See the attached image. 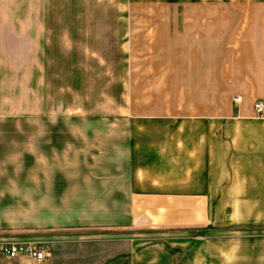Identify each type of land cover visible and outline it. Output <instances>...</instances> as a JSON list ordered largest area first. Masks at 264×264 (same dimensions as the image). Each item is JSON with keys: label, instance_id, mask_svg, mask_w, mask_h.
I'll return each mask as SVG.
<instances>
[{"label": "crops", "instance_id": "obj_1", "mask_svg": "<svg viewBox=\"0 0 264 264\" xmlns=\"http://www.w3.org/2000/svg\"><path fill=\"white\" fill-rule=\"evenodd\" d=\"M99 43L140 45L125 90L187 92V114L174 103L180 114L156 117L178 125L156 146L110 133L107 178L70 179L68 134L42 130L54 118L52 45ZM258 102L264 0H0V125L35 129L0 128V204L110 205L108 215H0V240L50 245L57 229L108 230L127 237V264H264ZM144 147L155 167L133 159Z\"/></svg>", "mask_w": 264, "mask_h": 264}, {"label": "rangeland", "instance_id": "obj_2", "mask_svg": "<svg viewBox=\"0 0 264 264\" xmlns=\"http://www.w3.org/2000/svg\"><path fill=\"white\" fill-rule=\"evenodd\" d=\"M112 14L106 13L103 18H112ZM115 14L117 17L123 15ZM147 47L144 46L143 53L148 52ZM141 52L140 45L125 43L52 45L54 118L52 123L42 125V130L68 134V140L63 142L69 143L70 179L84 175L86 181L91 180L97 172L107 178L110 156L115 153L110 150V133H116L118 138L125 137L126 132L145 133L135 136L143 138L136 141L156 146L157 138L162 137L158 133H169L171 137V133L178 130V125L160 122L156 117L180 114L174 113V103L180 104L182 115L187 114V92L125 90L126 80L135 78L131 76L132 71H140L134 65L142 62ZM0 128L13 132L35 130L30 123H6ZM119 150L118 155L123 154ZM156 158L153 147L133 153V159L147 167H155ZM117 164L119 166V161ZM94 169H98L97 172H93ZM101 183L107 184V179H101ZM109 206L108 203H12L0 204V215H96L97 212L108 215ZM117 209H124V205H117ZM54 218L48 222H60ZM13 222L29 225L43 221ZM50 237L52 244H47L51 250L47 264H127V237L122 233L57 229ZM18 260H12L13 263L0 261V264H40L25 258Z\"/></svg>", "mask_w": 264, "mask_h": 264}, {"label": "built area", "instance_id": "obj_3", "mask_svg": "<svg viewBox=\"0 0 264 264\" xmlns=\"http://www.w3.org/2000/svg\"><path fill=\"white\" fill-rule=\"evenodd\" d=\"M258 116L264 114V105L255 104ZM50 255V247L42 242H28L22 240H0V261H12L25 258L35 263H43Z\"/></svg>", "mask_w": 264, "mask_h": 264}]
</instances>
